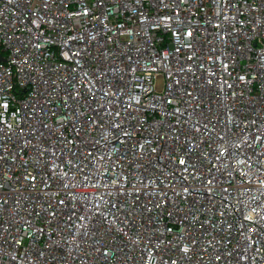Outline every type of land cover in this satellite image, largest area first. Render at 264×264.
<instances>
[{
    "label": "built area",
    "instance_id": "2783aa9c",
    "mask_svg": "<svg viewBox=\"0 0 264 264\" xmlns=\"http://www.w3.org/2000/svg\"><path fill=\"white\" fill-rule=\"evenodd\" d=\"M0 54V264H264V0H0Z\"/></svg>",
    "mask_w": 264,
    "mask_h": 264
},
{
    "label": "water",
    "instance_id": "95a60500",
    "mask_svg": "<svg viewBox=\"0 0 264 264\" xmlns=\"http://www.w3.org/2000/svg\"><path fill=\"white\" fill-rule=\"evenodd\" d=\"M0 61H4V58L1 56V54H0Z\"/></svg>",
    "mask_w": 264,
    "mask_h": 264
},
{
    "label": "rangeland",
    "instance_id": "374dc122",
    "mask_svg": "<svg viewBox=\"0 0 264 264\" xmlns=\"http://www.w3.org/2000/svg\"><path fill=\"white\" fill-rule=\"evenodd\" d=\"M157 85H158V86L160 85V80L157 81Z\"/></svg>",
    "mask_w": 264,
    "mask_h": 264
}]
</instances>
